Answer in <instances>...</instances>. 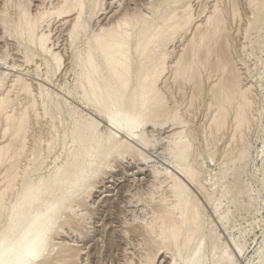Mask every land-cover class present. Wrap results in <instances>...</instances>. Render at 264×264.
I'll return each mask as SVG.
<instances>
[{
    "label": "rangeland",
    "instance_id": "374dc122",
    "mask_svg": "<svg viewBox=\"0 0 264 264\" xmlns=\"http://www.w3.org/2000/svg\"><path fill=\"white\" fill-rule=\"evenodd\" d=\"M22 1L27 8L29 7L32 15L40 12L41 9L50 8L48 1L46 6H37L35 0H0V14L6 21L5 29L0 30V91L10 92L9 95L7 94L11 99V104L7 108L9 113L13 112L12 108L16 113L22 112L30 105L31 99H35V113L39 115L38 117L36 113V117L33 114V117L30 116L31 122L29 121L28 127L31 129L27 128L28 132L25 133V137L28 136L27 142L22 141L25 146H22L23 149L17 155L23 157L17 159L13 152L10 157L14 155L15 158H13L17 161H12L13 159L9 157L8 163L5 160L4 166L3 164L0 166L3 172L7 164L16 162L17 165L18 160L20 162H18L20 168L16 167L19 171L15 169L16 180L20 184L16 181L14 189L17 190L7 194L5 199L11 200V203L5 200L7 206L12 207V204L16 203V197H20V194H23L29 186L38 185L41 181L44 184L49 181L50 176L52 178L56 170L62 169L64 165L69 166L74 148L71 132L73 133L76 127L74 123L78 121L81 114L95 121L101 139L105 140L113 136L119 142L126 141L127 146L132 147L133 153L123 150L120 154L113 153L111 157L101 161L95 178H91L87 182L89 184H84L85 187L83 185V188H80L81 191L78 189L77 194L73 195L74 198L71 196L72 199L69 197L71 200H66L56 221V228L54 226V234L53 231L50 234L55 248L50 253L53 255L50 260L48 257L47 264H160L156 256L164 252V248L161 239L151 234L148 227L151 226L149 223H152L151 219H154L157 209L163 205L167 208L173 204L174 199L168 190L170 177L173 176L182 179L188 192L191 193L189 197L191 196L195 203H200L198 206L201 208L203 235L205 234L203 236L205 243L203 241L202 245L204 256L203 259L201 258V264H264V0H254L257 6L251 7L252 9L248 7V0L218 1L221 3H219L220 7L222 6L227 13L234 4L237 3L233 7H238L236 14H239H235L236 17H226H229L226 19L227 22L225 21L227 34L224 35L223 32L222 35L224 38L227 36V39L220 40L222 45L224 43L227 52V55L224 53L227 56L225 58L233 66H228L229 70L231 68L230 71L223 68L224 73H220L223 72L222 68L219 70L216 68L218 71L211 66H208L210 71L208 67L204 68L205 70L202 69L199 78L202 83L198 80L199 86L192 82H175L171 70L168 69L173 57H177L184 51L188 43L186 40L194 33L193 28L178 33L165 45L169 51H172V57L170 56V59L166 61V71L164 70L163 76L159 79L158 89L160 95L164 96L165 106H163L168 113L172 114L176 110L177 123L170 120L167 114L159 120L156 119V122L149 121L150 123L148 122V125L141 129L145 134H143L145 141L149 143L148 146L146 142L141 144L125 138V135L108 123L105 117L81 101L82 92L77 86L79 72L77 59L81 56L82 48L91 34L98 33L103 27L106 28L112 24L111 20L107 21L103 17L108 10V0H100L95 9L94 0H86L87 9L83 21L87 28H81L80 38L74 45L70 40L68 41V38L63 37L58 29L55 30L53 25L45 28L50 29L48 32L51 34V40L48 46L52 45L55 53H58L60 58L58 65L51 54L43 55L36 45L32 48L31 44L15 37L13 28L18 19V4ZM215 1L182 0L186 3L185 5H190L192 18L195 20L201 19L200 17L208 12V7ZM152 3L155 4V1L135 0L127 5L123 3L122 9L129 14L140 10L148 19L152 11L147 8L151 7L148 5ZM226 40L228 46L225 44ZM214 56L211 58L212 62L216 59ZM211 68L215 71L213 72ZM231 71L238 74L240 86L238 89L241 88L242 92L247 89L245 95L249 100L247 104H250V108L247 105L250 111L249 125L243 129L244 131H240L242 134L238 131L239 134L237 132L234 134L235 128L231 117L233 114H230L225 127L219 130L220 133L214 131L215 134L212 128L213 116H216L213 93L215 95L214 91L217 87L214 83L218 85L223 77L229 78L228 73ZM16 74L21 75L30 85L29 95L21 92L19 86L12 85ZM34 117L37 120H34ZM2 127L3 125L0 127L1 130ZM172 128L182 132L180 137L184 142L186 141V145L188 144L187 162H190L189 164L199 172L196 184L188 183L180 177L178 165L173 160L172 138H169ZM1 130L0 141L3 143L5 139L10 138V134L3 139ZM239 135L242 140L238 138ZM16 142H13V147L16 146L18 150L20 149L18 145L21 147L22 143L20 145L19 141ZM1 171L0 183L2 184ZM0 221L2 224L5 223V219ZM192 247L194 248V244ZM172 248L174 247L170 248L171 256L175 252ZM186 253L182 251L181 257L178 256L179 258L177 257L175 261L180 262L178 264H184ZM149 255L152 256L153 261L149 260ZM171 256L168 262L161 264L171 263L170 260L173 259Z\"/></svg>",
    "mask_w": 264,
    "mask_h": 264
},
{
    "label": "bare ground",
    "instance_id": "6f19581e",
    "mask_svg": "<svg viewBox=\"0 0 264 264\" xmlns=\"http://www.w3.org/2000/svg\"><path fill=\"white\" fill-rule=\"evenodd\" d=\"M35 1L37 6L45 5L48 1L50 8L45 10L40 8L42 12H36L32 15L28 9L29 7L27 8L23 1L22 3L20 2V4H18L17 12L18 19H16L17 21L14 28L12 27L14 29V35L16 34L15 37H18L20 41L24 40L27 44H31L32 48H35L36 45L43 55L45 53V55L51 54L54 58L53 60L58 65L60 61L58 53H55V49H53L52 45L48 46L51 40V34L48 32L50 29L47 30L45 28H50L51 25H53L55 30L58 29L61 32V35L68 38V41L70 40L74 45V43L80 38L81 28H87L83 21L87 9L85 3L86 0ZM99 1L100 0L93 1L94 9L99 4ZM134 1L135 0H108V3L106 2L108 4V10L103 17L107 21L111 20L112 24L109 22L110 25L107 24L109 25L108 27H106L105 24L103 26L106 28L101 27L102 29H100L98 33L95 32V34H91L88 38L89 40H87V43L83 46L81 56H78L79 58L77 57V68L79 70L77 86L82 92L81 101H84L89 108L91 107L93 111L105 117L109 121L108 123H111L115 129L120 130L125 135V138L127 137V139L129 138L132 141H138L142 144L146 141L143 137L145 134L141 129L143 130V127L149 121L156 122V119L159 120L166 114L170 120L175 121L178 115L175 112L176 110L172 114L168 113L163 104L164 96L160 95L161 93H159L158 89V83L160 84L159 79L163 76L162 74H164V70L166 69V61L167 59H170V56L172 55V51H169V48H166L167 46L165 47V45L173 40L174 36L178 35V33L180 34L186 29L189 30L190 28H193L194 33L192 32L193 34L191 37L189 36L188 40H186L188 43L186 44L187 46H185L184 51H182L177 57H173L168 69L171 70L175 82H192L199 86L198 80L201 76L200 71H202V69L211 66L213 68L215 67V70L222 68L223 71V68L229 70V67L233 66L230 65L231 62H228L226 59L227 56L225 55H227V52L225 51L224 43L222 45V41L220 40L224 41L227 39V36L224 38V35L227 34L225 32L227 30H225V28H227L225 26V21L229 17H226L230 16L233 18L238 7H233L236 6L237 3L234 4L232 9H230V11L228 10L229 12L227 13L222 6L220 7V2L218 3L220 0H216L215 3L208 7V12L204 13L202 17L199 16L201 19L195 20L192 18L190 12L191 9H189L190 5H185L186 3L182 2V0H153L155 1V4L152 3L151 5H148V7H151L147 8L152 11L151 17H148L147 19L146 15L142 14L140 10L135 11L133 14H129V12L122 9L123 3H126L127 5ZM181 3L184 4L179 6ZM256 6L257 3L255 4L254 0H248L249 8H256ZM100 22L101 21H99V23ZM105 23L108 22L105 21ZM5 27L6 21L2 14H0V30H4ZM222 33L224 35H222ZM219 41L221 43H219ZM225 44H228L227 40ZM224 53L226 54L224 55ZM213 55L216 56V59L213 60L214 64H212L213 62L211 60ZM208 68L210 71V67ZM211 70L213 72L215 71L212 68ZM220 73H224V71ZM228 74L230 75L229 78L225 79L226 77L224 78L222 76L223 80H220L218 85L214 83V86L217 87L215 91L211 89L215 92V95L213 93V97L215 98V102L213 101V103L216 108V116L214 117L212 115V128L214 129L212 130L213 132L216 131L218 133L222 127H225V124L229 119L228 117L231 116L230 114H233L231 117L235 128V134V132H240L249 125L248 121L250 118L248 113L250 111H248L247 108V102L249 100L246 99L248 96L246 97L245 95L247 89L244 90L245 92H242L240 90L241 88L238 89V74L236 75V72L233 71ZM12 82L14 83H12L13 86H19L21 92L23 91L29 95L28 92L30 90V85L21 75H14ZM200 83L202 82L200 81ZM9 93L5 90H2V92L0 91V123H3L1 124L3 125L2 130L0 128L2 131L1 135L4 139L8 137H6V135L10 134L8 140L5 139L3 143L0 141V166L2 164V166H4L5 160L8 163V158L13 152L18 159V152L20 153V150L23 149L22 146L25 144L22 141L27 142L26 138L28 136L26 135L27 137H25V133L28 132L27 128H30L28 127L31 122V120H29L31 118L30 116H32V114L35 117L38 115L37 112V115L35 113V99H31L30 105L27 108L24 107L25 109L22 112L16 113L12 108L13 112L9 113L7 111V108L11 104V99L7 96ZM249 106L250 104L248 107ZM29 113L31 114L29 115ZM84 116L81 114L78 121L74 123V127L75 124L76 127L73 130V133L71 132L73 138L72 147L74 148L72 149L73 154L69 166L64 165L65 167L62 169L56 170V172L53 171L54 175L52 173V178L50 176L49 181H46V183L43 182L44 184H42L41 181L38 185L35 183V186L34 184L29 186L23 194H20V197H16V203L14 205L12 204V207L7 206L6 201L8 200L5 198L9 192L12 190L15 191L16 189H14L17 181L15 169L16 167H19V160L17 165L16 162H11L10 165L7 164V167L4 168L5 170L3 172L0 170L3 173L1 176L2 184L0 183V219H5V223L3 222L4 224L0 221V264H47V261H49L50 257L53 255H50V253H52L53 248H55L52 243L53 241L50 238V234L52 231L54 234V226L56 228V221L60 211L63 209V206H65V202H67L66 200H68L69 197L71 198V196L74 198L73 195L75 193L77 194L78 189L84 184H89L87 182L99 172L101 161L111 157L113 153L118 152L120 154L123 150L131 152L132 147L129 145L127 146L126 141L125 143L119 142V140H116L113 136H109V134L107 139H101L102 137L98 134L95 121L93 122L91 118L88 119V117L85 118ZM35 117L34 120H37ZM172 129L171 132H169V138H172L173 160L177 163L176 165H178V167H176L180 172V177L185 179L188 183L196 184L198 182H196V179L198 178L197 176L199 172L193 167V165L189 164L190 162H187L189 157V149L187 148L188 144L186 145V141L184 142L180 137L182 132ZM216 132L214 133L216 134ZM240 135L238 138L240 137L241 139ZM231 140L233 139L231 138ZM15 141H19L20 145L22 143L21 147L18 145L20 148L18 150L16 149V146L15 148L13 147V142ZM148 144L149 143H147V146ZM169 154L170 153H168V155ZM13 157L14 155L10 157L13 159L12 161H17L14 160L15 157ZM21 157L23 156L20 155L19 158ZM1 169H3V167ZM16 170L19 171V169ZM17 182L19 183V181ZM169 182L168 190L171 197L174 199L172 202L173 204H170L172 205L171 207H169V205L166 208V206L164 207L163 205L164 208L161 207L157 209L154 219H151L152 223H149L151 226L148 227V229L150 228L151 234L158 237V239H161V244L164 248V252L158 253L156 259L160 264L168 262L171 256L170 248L173 246L174 248H172V250L174 249L175 252L173 251L174 254L171 256L173 259L170 260L171 263L169 262V264L180 263H177L175 259L178 256L181 257L182 251L187 252L184 260L186 262H184V264H201V260L204 256L202 254V245L203 241L205 243V240L203 239L205 238L203 237L205 234L203 235V219L201 218V208H199L200 203H195L196 201H193L190 198L191 196L189 197L191 193L190 191L188 192V188L182 179L180 180L179 177L173 176L170 177ZM85 185L83 187H85ZM56 192L61 193L56 196ZM12 202H14V200ZM193 244L194 248L192 247ZM182 255L184 256V253ZM148 257H150V261L154 260L151 255Z\"/></svg>",
    "mask_w": 264,
    "mask_h": 264
}]
</instances>
